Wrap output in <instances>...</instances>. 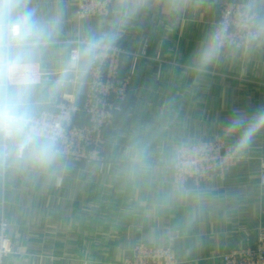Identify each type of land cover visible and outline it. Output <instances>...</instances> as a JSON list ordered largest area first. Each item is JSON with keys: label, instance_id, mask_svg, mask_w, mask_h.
<instances>
[{"label": "crops", "instance_id": "0c3cea01", "mask_svg": "<svg viewBox=\"0 0 264 264\" xmlns=\"http://www.w3.org/2000/svg\"><path fill=\"white\" fill-rule=\"evenodd\" d=\"M78 1L0 0V94L21 87L5 85L6 60L18 58L50 73L26 85L32 107L83 97L90 52L77 67L69 58L82 37H113L132 51L148 45V57L106 129L102 161L55 152L41 162L30 149H12L3 164L0 149V215L22 253L6 264H123L140 239L171 248L178 264H223L230 249L254 245L264 227V126L238 145L264 117V45L222 50L203 70L196 62L220 3L244 0H115L103 18H80ZM6 5L16 17L30 13L26 34L9 48ZM216 137L242 159L224 177L179 189L170 169L177 147Z\"/></svg>", "mask_w": 264, "mask_h": 264}, {"label": "built area", "instance_id": "2783aa9c", "mask_svg": "<svg viewBox=\"0 0 264 264\" xmlns=\"http://www.w3.org/2000/svg\"><path fill=\"white\" fill-rule=\"evenodd\" d=\"M114 2L115 0H79L78 16L106 17L114 9ZM242 3H220L213 31L223 20L231 19ZM19 37L20 35L14 34V26L10 25L6 46L11 47L13 41ZM147 47L148 45H145L139 51L128 50L113 37L111 40L82 37L73 41L69 51L73 67H77L83 51L90 52L91 79L85 94L83 97L74 96L70 99L58 95L33 106L37 121L49 135L54 136L55 152L67 155L80 163H94L104 159L106 129L114 122L116 115L123 111V102L130 93L136 66L141 59L148 57ZM227 49L246 51L239 45L224 50ZM10 59L12 58H8L6 62ZM127 61L131 66L125 69ZM49 74L39 62L20 60L10 79L5 74V85L22 86L21 82L23 85H37L49 81ZM0 149L4 164L12 149L17 147L7 139H2ZM241 159L234 146L221 137L182 144L175 150L170 166L172 182L179 189L187 191L216 177H224ZM261 183L264 184V168L261 172ZM20 254L21 244L10 234L8 220L2 214L0 264H6L10 256ZM221 258L223 264H264V227L254 245L234 247L222 254ZM123 264H178V260L171 248L140 239L134 244L130 256Z\"/></svg>", "mask_w": 264, "mask_h": 264}, {"label": "clouds", "instance_id": "9594fccd", "mask_svg": "<svg viewBox=\"0 0 264 264\" xmlns=\"http://www.w3.org/2000/svg\"><path fill=\"white\" fill-rule=\"evenodd\" d=\"M262 4L264 0H244L231 19L223 20L203 40L196 56L201 70L214 64L225 48L239 45L250 50L264 45V13L260 8ZM15 7L6 5L4 15L14 26L15 35L26 34L30 13L24 17H16ZM17 63L18 58L6 62L5 74L9 79ZM21 83V87L0 94V138L10 141L20 152L30 149L41 162H48L55 155L54 136L49 135L37 121L27 87ZM262 126L264 117L251 123L240 139L238 148L244 147Z\"/></svg>", "mask_w": 264, "mask_h": 264}]
</instances>
